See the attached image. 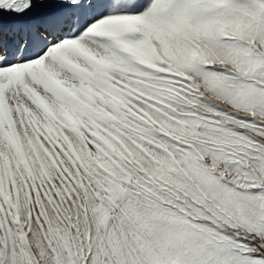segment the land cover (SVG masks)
I'll return each instance as SVG.
<instances>
[{
    "label": "snow or ice",
    "instance_id": "snow-or-ice-1",
    "mask_svg": "<svg viewBox=\"0 0 264 264\" xmlns=\"http://www.w3.org/2000/svg\"><path fill=\"white\" fill-rule=\"evenodd\" d=\"M0 264H264V0H0Z\"/></svg>",
    "mask_w": 264,
    "mask_h": 264
}]
</instances>
